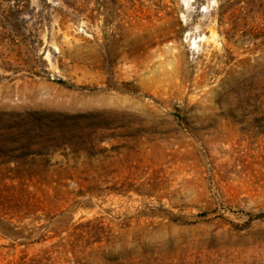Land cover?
Returning <instances> with one entry per match:
<instances>
[{
    "label": "rangeland",
    "instance_id": "1",
    "mask_svg": "<svg viewBox=\"0 0 264 264\" xmlns=\"http://www.w3.org/2000/svg\"><path fill=\"white\" fill-rule=\"evenodd\" d=\"M0 264H264V0H0Z\"/></svg>",
    "mask_w": 264,
    "mask_h": 264
}]
</instances>
